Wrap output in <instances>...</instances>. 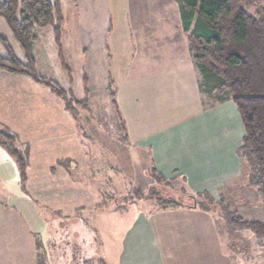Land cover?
Returning <instances> with one entry per match:
<instances>
[{
  "label": "rangeland",
  "instance_id": "1",
  "mask_svg": "<svg viewBox=\"0 0 264 264\" xmlns=\"http://www.w3.org/2000/svg\"><path fill=\"white\" fill-rule=\"evenodd\" d=\"M60 3L63 19L66 17L67 21L68 16L84 12L83 22L65 26L63 21L59 41L52 27H35L31 51L36 71L56 81L71 96L77 119L69 116L63 102L46 87L25 75L8 72L27 86L22 89L15 85L16 98L12 103L0 104V130L12 131L17 138L16 146L27 150L29 161L27 179L22 184L14 161L0 147V250L4 264H99V258L113 264L116 240L129 223L128 211L154 210L159 206L155 199L160 197L189 203L180 192L182 189L191 193L182 179L161 183L149 164L148 152L124 140L125 122L118 116V106L112 98L116 86L110 79L111 67L105 66L112 64V59L107 63L98 60L112 54L110 35L117 40L125 34L123 21L118 22L117 17L122 0H60ZM0 38L6 39L18 59H24L21 45L1 16ZM0 53L4 55L1 39ZM2 72L0 92L5 97L8 87L12 91L15 79ZM80 100H85L83 106L75 103ZM83 151H87L86 161L79 168L69 160L64 161L74 183L70 186L63 169L50 167L53 163L50 157L75 153L82 158ZM7 156L9 163L8 159L4 162ZM238 178L239 175L226 181L216 195L218 199L208 194L213 201L222 200L245 219H263L261 202ZM79 179L86 182L80 183L81 189L86 186L85 200L74 199L78 197V189L73 187H79L75 184ZM63 186L71 189V195L65 199ZM134 189H140V196L144 195L138 198ZM18 193L23 194L25 206L35 210L38 226L43 228L39 233L33 232L28 217L12 206ZM134 206L137 208L132 209ZM221 229L229 240L227 229L223 225ZM25 243L29 253L26 247L24 251ZM243 247L237 250L242 261L251 256L247 259L249 264H263L260 246L252 242L250 248Z\"/></svg>",
  "mask_w": 264,
  "mask_h": 264
},
{
  "label": "crops",
  "instance_id": "2",
  "mask_svg": "<svg viewBox=\"0 0 264 264\" xmlns=\"http://www.w3.org/2000/svg\"><path fill=\"white\" fill-rule=\"evenodd\" d=\"M82 14L68 16L67 21L64 17L63 25H81ZM105 16L109 19L106 10ZM117 17L118 22L123 21L125 34L117 40L110 35L112 54L98 60L107 63L112 59V64L105 66L111 67L108 71L116 86L118 116L125 122L127 144L148 152L154 174L183 179L191 193L206 191L218 199L216 195L226 181L240 173L236 151L244 129L235 104L230 100L217 102L202 90L174 0H122ZM8 72L2 73L12 78ZM12 79V91L8 87L5 97L0 92V104L12 103L16 98L15 85L22 89L27 86L22 80ZM86 153L83 151L82 158L75 153L51 156L50 167L63 169L70 186H74L64 161L79 168L81 163L85 164ZM7 159L9 163V157L4 162ZM84 181L75 182L79 187H73L78 189L74 199H87L86 186L80 188V183L86 184ZM62 189L65 199L71 189ZM22 195L18 193L13 198L16 202L12 206L27 216L31 230L39 233L43 228L38 226L35 210L25 206ZM127 214L129 223L116 240L113 264H249L247 259H240L238 248H250L252 242L261 248L250 231L232 229L223 221H216V215L195 205L151 211L139 208ZM222 225L230 234L229 240ZM22 246L29 251L26 243ZM1 255L2 250L0 264H4ZM100 259L108 264L106 259Z\"/></svg>",
  "mask_w": 264,
  "mask_h": 264
},
{
  "label": "trees",
  "instance_id": "3",
  "mask_svg": "<svg viewBox=\"0 0 264 264\" xmlns=\"http://www.w3.org/2000/svg\"><path fill=\"white\" fill-rule=\"evenodd\" d=\"M174 1L180 10L182 29L200 75L202 90L217 102L230 100L236 106L244 129L236 151L240 158L237 181L246 184L261 202L264 216V1ZM0 16L5 19L13 37L24 51V59H18L6 39L0 38L4 49V55L0 53V69L25 75L34 83L46 87L63 102L70 116L77 119L71 96L56 81L36 71L31 51L36 39L33 33L35 27H52L59 41L64 21L60 0H2ZM114 96L112 98L116 104ZM75 103L83 106L85 100ZM16 140V136L8 129L0 130V147L14 161L17 175L23 184L27 179L29 159L27 150H20ZM154 175L161 183L172 181ZM134 192H137L135 195L138 198L144 195L140 196V189H134ZM180 192L189 203L160 197L155 199L157 206L191 207L195 204L197 208L216 215V221L223 220L232 229L250 231L259 240L264 258V219H245L222 200L213 201L206 191L190 193L180 189ZM217 204L220 205L219 210ZM99 264L105 262L100 259Z\"/></svg>",
  "mask_w": 264,
  "mask_h": 264
},
{
  "label": "built area",
  "instance_id": "4",
  "mask_svg": "<svg viewBox=\"0 0 264 264\" xmlns=\"http://www.w3.org/2000/svg\"><path fill=\"white\" fill-rule=\"evenodd\" d=\"M251 258V256H249ZM250 258H247V259H250Z\"/></svg>",
  "mask_w": 264,
  "mask_h": 264
},
{
  "label": "water",
  "instance_id": "5",
  "mask_svg": "<svg viewBox=\"0 0 264 264\" xmlns=\"http://www.w3.org/2000/svg\"><path fill=\"white\" fill-rule=\"evenodd\" d=\"M195 205V204H194Z\"/></svg>",
  "mask_w": 264,
  "mask_h": 264
}]
</instances>
